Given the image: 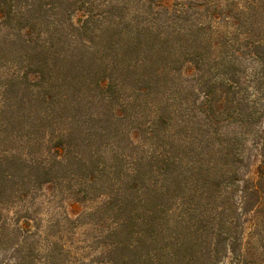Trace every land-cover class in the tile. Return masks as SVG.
Instances as JSON below:
<instances>
[{
  "label": "trees",
  "instance_id": "1",
  "mask_svg": "<svg viewBox=\"0 0 264 264\" xmlns=\"http://www.w3.org/2000/svg\"><path fill=\"white\" fill-rule=\"evenodd\" d=\"M0 37V203L92 201L100 264H258L264 0H0Z\"/></svg>",
  "mask_w": 264,
  "mask_h": 264
},
{
  "label": "rangeland",
  "instance_id": "2",
  "mask_svg": "<svg viewBox=\"0 0 264 264\" xmlns=\"http://www.w3.org/2000/svg\"><path fill=\"white\" fill-rule=\"evenodd\" d=\"M1 42L2 37H0V111L7 109L3 92L5 83L14 69L3 57L9 46ZM10 101L9 98L8 102ZM127 111L134 112L132 106H129ZM250 146L251 143L248 142V147ZM245 153L256 154L246 159L248 163L246 168L251 165L250 173L253 174L259 161L257 151L251 146L250 151L246 150ZM79 199L70 192L64 191L62 194L54 187H45L43 192H38L29 202L0 203V264H100L94 261L107 249L102 243L105 223L96 222L97 214L92 219L84 215V211L93 207L94 203ZM80 214H83V217L78 223L65 219L66 216L75 219ZM258 231L264 233V228L255 232ZM252 237L253 241L257 238L254 235ZM256 249L258 253L256 261L258 264H264V247L261 248L256 243ZM228 261L225 259L221 264H227Z\"/></svg>",
  "mask_w": 264,
  "mask_h": 264
}]
</instances>
